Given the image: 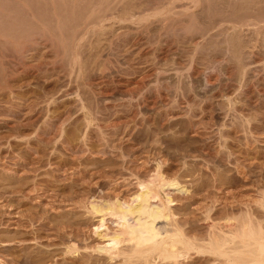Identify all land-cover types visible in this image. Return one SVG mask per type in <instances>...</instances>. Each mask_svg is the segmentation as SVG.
Here are the masks:
<instances>
[{"label": "rangeland", "instance_id": "obj_1", "mask_svg": "<svg viewBox=\"0 0 264 264\" xmlns=\"http://www.w3.org/2000/svg\"><path fill=\"white\" fill-rule=\"evenodd\" d=\"M26 1L0 0L24 19L0 21V264H72L67 245L98 241L88 195L127 200L158 165L179 216L215 188L264 201L263 5L139 0L84 25L93 0Z\"/></svg>", "mask_w": 264, "mask_h": 264}, {"label": "bare ground", "instance_id": "obj_2", "mask_svg": "<svg viewBox=\"0 0 264 264\" xmlns=\"http://www.w3.org/2000/svg\"><path fill=\"white\" fill-rule=\"evenodd\" d=\"M93 1H89V6H90L89 8L90 10H92L91 7L92 8L94 7V10L89 11L90 14L88 13V15L86 12V16L81 17L80 19L89 21V18H91L92 16L90 20L93 19L97 20V19H101L102 17H105L108 14L106 12L111 7L121 6L122 4L123 7L125 6L131 8L140 4L139 0H96L94 2ZM179 1L180 0H178V2ZM203 1L205 0H202V2ZM16 2L21 3L23 7L25 6L29 7L27 3L29 4L31 3V2H27L26 0H16ZM174 2L178 3L177 0H171L172 4H175ZM200 2L201 0L200 1L194 0L193 3L191 2L190 4L194 5V4H199ZM224 5H226V7L228 8L231 5L232 7L236 6L237 8H239V10L247 11L259 5L264 6V0H234V1L206 0V5L204 4V6H207L210 11H213L212 10L213 6H217L218 8L221 9V7H224ZM200 6L203 7V4ZM218 8L216 9L217 11ZM98 10L100 12H103L104 14L102 13L103 15L96 16L94 13H96L95 11ZM186 10L187 12L189 11L188 9L184 8L185 12ZM13 11H9V10L6 12L0 11L1 12L0 21L2 20L6 21L11 19V24L9 27L7 25H9L10 21H8L9 22L8 24L5 25L3 24V26L8 27L7 30L8 32L6 31L7 27L6 29H4L8 33L7 34L8 36H10L9 33L12 31V29L13 30L17 29L16 26L18 24L22 22L24 23V19L21 22L22 19L21 17L17 16L18 17L17 18L16 16H14L12 18L10 13ZM186 14L187 13H185V15ZM16 15H18V13ZM29 16L27 18H30ZM2 22L5 23L4 21ZM22 24L18 26H21ZM57 24H59V21ZM3 26H1L2 28L0 27V31L3 29ZM33 26L31 27L33 28ZM40 26L41 25H39V27ZM76 26L78 28L79 24ZM237 31L235 29L233 31L232 38H230L234 53H236L241 43L239 41V37H238L239 34ZM13 32H15V30ZM13 32L11 33V36H13ZM0 33H2V31ZM1 35H4V33H2ZM4 36H6V34ZM160 168L161 166L158 165L155 171L148 178L145 179H141L140 177H139L140 179L136 178L137 181L135 182L137 183L136 184L137 188L135 189L134 192H131V194H129V198L127 197L128 198L127 200H125V197H123L124 199L123 198L120 199L121 197L111 198L108 196H100V195L98 197L97 196L95 197L94 195L91 196L90 193V195H88L90 197L87 198L85 203L87 204L85 205L86 208L85 207L84 208L87 209V211L91 215L98 217V223L93 228L94 229L93 234L94 236H96L98 241L95 245L90 246V244L88 245L84 244V246H82L83 245L82 244L81 245L82 248H79L78 246L80 245H78L74 241V239H73L74 242L70 240L69 242L72 243L65 247V250L61 255L62 256L64 255L66 257L69 256L70 258L74 257L75 259L73 258L74 262H72V264H264V213H262V211H264V201H262V198H260L256 202L254 201V203L252 204L253 201L251 202V200L248 199H247L248 201L247 200L244 201L242 199L237 200V198L235 199L234 194H229L225 190H224L225 192H223V190L221 191V193L223 192L224 194L223 197L217 195L216 193L218 192L216 191L218 189L220 191L221 189L215 188L217 189L216 191L215 190L213 192L209 191L207 192V194L205 193L206 195L202 196L204 197L203 201L205 199L210 201L209 202L204 201L205 204H201V205L200 203L201 202L203 203V201H200V203L198 204L199 206H197L199 208L196 209L201 210V214H199L200 215L199 218L197 217L194 219H193L194 214L193 217L190 215L193 219L192 220L191 217L189 216L187 217H184L183 215L179 216L178 213L175 212V210L173 209V205L177 204L179 200L174 198L172 191L177 189L182 196L183 188H184L183 184L181 185L180 182L174 178L173 179L165 178ZM215 181H220L219 175L218 178H215ZM221 183L222 182H220V184L218 185H221ZM214 187H217V185H215ZM190 197L193 198L194 196H190ZM187 199L190 198L187 197ZM178 205L180 204L178 203ZM43 226L45 225L43 224ZM67 233H69V231ZM66 244L67 243L65 242V245ZM79 253H82V256L79 255ZM43 254L41 255V257L43 256L42 260L44 258ZM49 254L47 255L48 259H49ZM38 256L40 255L38 254ZM79 256L81 257L79 258ZM86 256L87 258L83 259V257ZM92 256L95 257L92 258ZM41 257H40V261H41ZM12 259L14 260L15 258ZM2 260L3 259H1V263L4 264ZM44 261L46 260L44 259L40 264L45 263Z\"/></svg>", "mask_w": 264, "mask_h": 264}]
</instances>
